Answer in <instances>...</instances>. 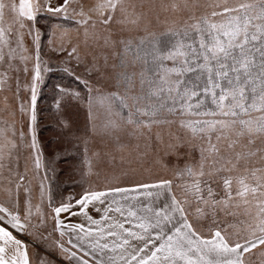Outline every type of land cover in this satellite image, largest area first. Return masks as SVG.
Listing matches in <instances>:
<instances>
[{"label":"snow or ice","instance_id":"obj_1","mask_svg":"<svg viewBox=\"0 0 264 264\" xmlns=\"http://www.w3.org/2000/svg\"><path fill=\"white\" fill-rule=\"evenodd\" d=\"M53 66L86 153L59 198L37 135ZM0 94V264H264V0H0Z\"/></svg>","mask_w":264,"mask_h":264},{"label":"rangeland","instance_id":"obj_2","mask_svg":"<svg viewBox=\"0 0 264 264\" xmlns=\"http://www.w3.org/2000/svg\"><path fill=\"white\" fill-rule=\"evenodd\" d=\"M7 2V0H6ZM15 2L18 4L19 0H15ZM6 23L11 21V17L6 14L5 17ZM40 25L43 26L48 23H60L56 18L50 17V16H42L39 19ZM45 44V51H47L46 47V41ZM29 71H31L32 63L29 62ZM45 79L44 83L40 85L39 91H38V108L40 109L39 117H38V128H37V135H38V143L41 147V150L43 152V158L45 160V156H49L53 149L57 148L58 146L54 145L48 148L47 141L52 135V131H45L44 133H41V130L44 129V127L49 126H58L57 125V117L55 114V105L53 101V85L57 83H64L69 84L70 81L67 77L64 76V74L57 70L56 66H53V70L51 72L45 73ZM25 77L23 74H21V80L23 81ZM0 98H2V94H0ZM2 107V105H0ZM50 112V113H49ZM52 113V114H51ZM17 127H19V124H17ZM80 150V154L82 156V167H85L86 165V153L84 145L77 144ZM22 158V161H21ZM68 167V164L61 163L59 164V168H65ZM27 169V171H26ZM21 174H25L27 176L26 184H30L33 188V197L34 202H38L39 200V193H38V186L40 184L41 177L43 176V169L40 170V173L37 174L33 168L32 159L29 155V149L22 148L20 152V158L18 161V169ZM49 176V175H48ZM58 176V175H57ZM62 177V175H60ZM96 183L102 184L103 179L102 176L100 179H96L93 177ZM50 181H46V183H49ZM79 191V189L75 190ZM73 193L72 191H69L67 194ZM66 194V195H67ZM33 252V264H36L35 256H34V250H30Z\"/></svg>","mask_w":264,"mask_h":264},{"label":"trees","instance_id":"obj_3","mask_svg":"<svg viewBox=\"0 0 264 264\" xmlns=\"http://www.w3.org/2000/svg\"><path fill=\"white\" fill-rule=\"evenodd\" d=\"M48 130L52 131V135L47 141L48 148L54 145L58 147L53 149L49 156H45V162H50V169L55 168L54 173L51 170L48 172L49 183L52 186L53 193L59 198L61 193L66 196L69 191L74 192L79 189L78 181L82 167V156L78 145L75 142L70 143L64 138L59 126L44 127L41 133ZM61 163L68 164V167L59 168Z\"/></svg>","mask_w":264,"mask_h":264},{"label":"crops","instance_id":"obj_4","mask_svg":"<svg viewBox=\"0 0 264 264\" xmlns=\"http://www.w3.org/2000/svg\"><path fill=\"white\" fill-rule=\"evenodd\" d=\"M21 161H22V158H21ZM70 194H72V193H70ZM70 194H67V195H70ZM67 195H66V196H67Z\"/></svg>","mask_w":264,"mask_h":264}]
</instances>
